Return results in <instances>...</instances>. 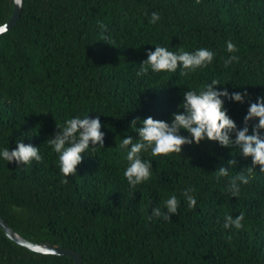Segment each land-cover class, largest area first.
<instances>
[{"label": "trees", "instance_id": "obj_1", "mask_svg": "<svg viewBox=\"0 0 264 264\" xmlns=\"http://www.w3.org/2000/svg\"><path fill=\"white\" fill-rule=\"evenodd\" d=\"M15 0H0V26ZM160 19L150 23L151 13ZM239 57L225 66L233 53ZM207 47L213 62L186 77L177 73L137 76L147 49ZM213 78L217 88L251 94L228 102L243 127L249 104L264 95V0H24L21 17L0 35V147H39L42 160L25 165L0 160V213L33 241L80 251L83 264H264V172L257 165L240 195L226 191L229 178L250 165L238 149L215 141L184 145L182 153L153 161L149 181L129 188L118 147L135 117L170 120L187 87ZM100 115L104 147L85 154L76 175L64 177L47 139L56 124L75 115ZM98 112V113H96ZM251 131V126H250ZM183 135H190L182 131ZM233 134V138H234ZM229 175L215 171L228 167ZM191 188L188 207L181 195ZM175 194L178 212L152 217ZM244 214L240 229L223 228L225 214ZM0 264H74L69 255L44 254L12 240L0 226Z\"/></svg>", "mask_w": 264, "mask_h": 264}, {"label": "clouds", "instance_id": "obj_2", "mask_svg": "<svg viewBox=\"0 0 264 264\" xmlns=\"http://www.w3.org/2000/svg\"><path fill=\"white\" fill-rule=\"evenodd\" d=\"M160 19L157 12L151 13L150 23L155 24ZM3 31V29H0ZM154 50L147 49V56L137 72V76L153 73H177L179 77H186L196 69L206 68L213 62L215 53L207 47L195 48L192 51L172 50L159 44ZM226 51L233 53L224 60L225 66L237 61L239 57L234 53L236 45L226 41ZM218 79L213 78L209 83L199 87H187L182 93V100L178 105L180 111L172 113L170 120L157 119L153 116L146 118L135 117L130 121L131 130L138 133V138L131 135L122 137L118 147L124 152L127 166L123 170L129 188L135 189L138 185L147 182L152 177L153 161L145 158L182 153L184 145L196 144L201 141H215L221 147L238 149V154L250 157L251 163L237 171L228 181L226 191L232 197L240 195L241 186L250 181V174L258 165L259 171L264 172V95L257 96L251 102L243 118V127L238 128L236 122L228 114V102L244 104L249 101L250 93L247 88L242 91H229L227 88H217ZM75 115L66 119L63 124H56L58 131L54 137L47 139L52 151L58 154V167L67 178L77 173L78 166L84 161L85 154H91L96 148L104 147L106 133L102 131L100 115ZM98 113V112H96ZM251 126V131H250ZM186 131L190 135H183ZM233 134L234 138H233ZM16 147H0V160L17 165H25L33 161L42 160L38 146L25 143L23 136L16 140ZM228 167L221 166L215 174L217 178L229 175L230 169L236 165L235 159L228 160ZM194 190L185 188L181 195L187 201L188 207L194 208L197 204ZM165 210L159 207L151 209L149 219L162 217L168 220L178 212L180 204L175 194L169 195L163 201ZM244 214H225L223 228L240 229L243 227Z\"/></svg>", "mask_w": 264, "mask_h": 264}, {"label": "water", "instance_id": "obj_3", "mask_svg": "<svg viewBox=\"0 0 264 264\" xmlns=\"http://www.w3.org/2000/svg\"><path fill=\"white\" fill-rule=\"evenodd\" d=\"M23 2L24 0H15L14 13L5 24L0 26V29H3V31H0V35L9 31L17 23L22 14ZM0 226L12 240L32 251L44 254L69 255L74 259V264H83V255L80 251L65 247L63 244L51 243L48 241H33L12 227L1 213Z\"/></svg>", "mask_w": 264, "mask_h": 264}]
</instances>
